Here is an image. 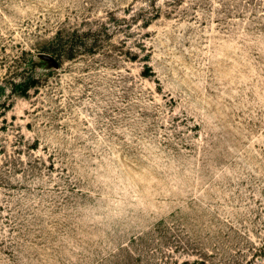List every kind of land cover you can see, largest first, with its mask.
I'll return each instance as SVG.
<instances>
[{"label": "rangeland", "instance_id": "1", "mask_svg": "<svg viewBox=\"0 0 264 264\" xmlns=\"http://www.w3.org/2000/svg\"><path fill=\"white\" fill-rule=\"evenodd\" d=\"M0 264H264V0H0Z\"/></svg>", "mask_w": 264, "mask_h": 264}]
</instances>
